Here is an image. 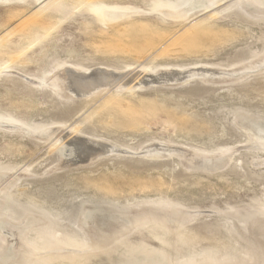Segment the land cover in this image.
<instances>
[{"label": "rangeland", "instance_id": "obj_1", "mask_svg": "<svg viewBox=\"0 0 264 264\" xmlns=\"http://www.w3.org/2000/svg\"><path fill=\"white\" fill-rule=\"evenodd\" d=\"M0 264H264V0H0Z\"/></svg>", "mask_w": 264, "mask_h": 264}, {"label": "bare ground", "instance_id": "obj_2", "mask_svg": "<svg viewBox=\"0 0 264 264\" xmlns=\"http://www.w3.org/2000/svg\"><path fill=\"white\" fill-rule=\"evenodd\" d=\"M3 1V0H2ZM67 72V71H66ZM79 73V72H78ZM80 75V74H79ZM101 78V77H100ZM76 79V78H75ZM80 79V78H79ZM82 80V79H81ZM83 81V80H82ZM74 82V81H73ZM87 83V82H86ZM77 86H79V83L77 84V82L75 83ZM83 85V84H82ZM76 86V87H77Z\"/></svg>", "mask_w": 264, "mask_h": 264}]
</instances>
